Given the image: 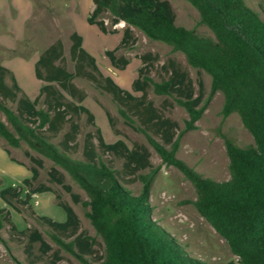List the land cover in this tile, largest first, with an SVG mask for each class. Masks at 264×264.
Returning a JSON list of instances; mask_svg holds the SVG:
<instances>
[{
    "label": "trees",
    "instance_id": "trees-1",
    "mask_svg": "<svg viewBox=\"0 0 264 264\" xmlns=\"http://www.w3.org/2000/svg\"><path fill=\"white\" fill-rule=\"evenodd\" d=\"M185 1L199 12L200 23L210 29L213 37L200 36L195 30L178 26L175 11L166 0H93L94 9L87 22L105 35L117 34L115 27L121 23L127 25L119 46L105 52L111 66L120 71L126 70L130 61L118 57L117 51L136 41L130 27L137 28L151 41L170 46L173 53H182L191 68L211 77V92L206 99L201 90L197 95L190 74L175 60L163 65L164 77L161 82H155L150 77L148 63L157 59L151 54L140 58L143 66L132 83L133 92L123 89L112 77L101 72L96 59L84 49V39L77 32L70 36L74 72L62 65L64 45L61 41L40 55L35 77L43 85L34 100L23 92L14 73L0 63V111L7 119V123L0 120V137L14 149L26 144L29 151L25 155L33 164L31 178L23 181L24 188H3L0 198L19 210L16 204L27 206L34 195L52 192V188L44 184L35 186L44 169V161L31 152L52 161L55 166L49 172L51 182L63 187L75 204L82 203L89 208L86 218L102 239L105 255L97 257V241L81 230L79 216L71 205L57 203L66 213L65 222L47 216L37 217V221L50 229L51 238L60 248L77 257L82 264H93L87 259L90 257L96 258L98 264L207 263L191 257L169 232L153 221L150 196L159 170L152 168L147 148L130 149L122 140L109 144L98 128L85 139L84 160L72 157L78 152L80 125L77 120L85 115L90 123L95 122L94 114L84 104L86 93L74 84L76 78H85L110 94L124 121L130 126L136 121L139 123L136 129L147 137L163 164L177 168L193 184L197 211L237 258L228 264H264V20L246 0ZM199 84L202 88V83ZM151 87L156 95L173 98L186 110L188 119L181 131L177 122L163 116L149 100ZM218 92L224 96L222 121L238 114L254 139V145L240 148L234 137L217 130L229 158L231 177L226 182L206 179L177 158L183 136L197 129L198 121ZM41 100L45 109L38 108ZM8 102L15 104L16 110L10 108ZM169 106H173L172 103ZM107 117L113 128L109 113ZM154 136L160 137L162 143ZM6 152L16 162L11 152ZM101 153L123 160L122 172L107 164ZM57 167L86 192L88 201L82 202L80 196L73 193ZM148 169L150 173L139 174ZM136 178L142 184L138 195L130 188ZM25 188L28 193L22 199ZM6 225L11 232L28 239V254L36 244L41 245L43 255L51 250L39 230L19 232L10 211L0 209V232ZM64 237L71 241L66 242ZM61 260L56 254L53 264Z\"/></svg>",
    "mask_w": 264,
    "mask_h": 264
},
{
    "label": "rangeland",
    "instance_id": "rangeland-1",
    "mask_svg": "<svg viewBox=\"0 0 264 264\" xmlns=\"http://www.w3.org/2000/svg\"><path fill=\"white\" fill-rule=\"evenodd\" d=\"M169 1L177 16V25L189 30H195L204 37H213L210 29L200 23L199 12L185 0ZM32 6L30 8L29 4ZM247 5L258 12L264 20V0H246ZM93 0H0V63L11 69L23 92L30 98L36 99L39 95L42 82L35 77V65L45 50L57 41L64 45V62L62 65L69 72H74V63L70 56L72 42L70 36L77 32L84 39V49L93 56L101 72L110 76L123 89L132 91V83L138 77V71L143 66L141 57L151 54L157 61L148 63L150 77L155 82H161L164 77L163 65L169 60H175L183 70L187 71L196 86L197 95L200 90L205 99L211 92V77L205 73L191 68L182 53H173L172 48L164 43L149 40L140 30L130 27L136 39L135 44L127 45L117 51L118 57H125L130 65L124 71L111 66L105 52L115 50L122 41L123 31L127 27L125 23L117 25L118 33L105 35L98 27L88 24L87 19L93 10ZM32 12V13H31ZM0 13V14H1ZM29 18L20 30L16 23ZM17 20V21H16ZM16 21V22H13ZM106 23L109 21L106 19ZM10 83V81H8ZM202 83L203 87H200ZM74 84L87 95L85 106L95 116V122L90 123L83 115L77 122L80 125V134L77 139L78 152L72 154L74 159L84 160L83 149L88 134H95L100 128L107 143L124 141L130 149L137 146L147 148L151 153V166L158 169V174L152 185L150 205L152 207V219L162 226L170 235L184 247L187 253L207 264H228L237 261L231 253L226 241L218 235L215 229L199 214L194 202L197 193L193 184L184 174L173 166H166L162 159L149 143L147 137L136 129L139 123L128 125L119 113V107L110 94L98 89L91 81L85 78H76ZM140 96V94H135ZM149 100L162 112L163 116L170 118L179 124L181 131L188 119L186 110L178 106L173 98L158 96L153 87L148 92ZM172 103L173 106H169ZM7 105L16 110V105L10 102ZM224 105L222 93H216L211 99L207 110L197 123V129L187 132L180 143L177 158L184 161L190 168L206 179L216 182L230 180L229 158L226 152L224 140L218 136L217 130L227 136L234 137L240 148L254 145L252 135L245 129L238 114L234 113L225 121H222L221 110ZM38 108L45 109L41 100ZM110 114L113 119V128L107 117ZM0 120L7 123V119L0 111ZM68 128L65 130V132ZM64 132V133H65ZM179 133V132H178ZM63 134L55 140L59 142ZM154 139L162 143L160 137ZM96 144L97 141H96ZM6 150L11 152L13 162ZM29 151L26 144L19 149L9 147L0 137V190L9 186L23 187V181L30 172L32 162L26 157ZM33 156L44 161V169L41 170L40 178L35 186L44 184L52 188V192L37 194L32 197L29 205L16 204L19 210L10 207L0 198V209L10 211L12 220L18 231L37 229L51 247L48 254H42V247L36 244L31 252L27 253L28 239L20 233L10 231L6 225L0 232V264H53L55 255L61 257L58 264H82L74 255L66 252L51 238L47 226L37 221V217L48 216L54 221L65 219L66 214L59 208L58 201L71 205L81 222V230L97 241V257L105 255V246L102 239L97 235L91 222L86 218L89 208L82 203L75 204L71 195L66 190L52 183L49 172L55 166L54 163L37 153ZM103 160L118 172H122L124 161L109 154H102ZM65 176V183L72 187L73 193L80 196L82 202L88 201L86 192L61 168L57 167ZM29 171V172H28ZM150 169L139 174H148ZM24 188V187H23ZM135 195L141 191L142 184L136 178L135 183L130 185ZM28 190H23L22 199H25ZM50 197L52 199L50 200ZM66 242L71 239L63 238ZM89 262L98 264L96 258H87Z\"/></svg>",
    "mask_w": 264,
    "mask_h": 264
},
{
    "label": "crops",
    "instance_id": "crops-1",
    "mask_svg": "<svg viewBox=\"0 0 264 264\" xmlns=\"http://www.w3.org/2000/svg\"><path fill=\"white\" fill-rule=\"evenodd\" d=\"M29 4V6H30V8H31V6H32V4L31 3H28ZM93 9H94V6H93ZM93 11V10H92ZM1 13V12H0ZM32 13V12H31ZM3 16V14L1 13L0 14V16ZM1 16V17H2ZM29 18H27L26 20H24V21H22V22H20V23H16V25H18L17 26V28L19 29L20 28V25H23V27H21L22 29H24V23L28 20ZM17 21V20H16ZM16 21H13V22H16ZM20 30V29H19ZM0 42L2 43V44H6V45H8L7 43H5V42H3V41H1L0 40ZM11 70V69H10ZM12 71V70H11ZM13 72V71H12ZM14 73V72H13ZM15 75V74H14ZM34 100V99H33ZM29 172V171H28ZM31 176H32V174H31ZM31 176H30V173L28 174V176H26L25 178H24V180L25 179H28V178H31ZM47 193H49V192H47ZM43 194H45V193H43ZM52 199V197H50V200ZM59 207V206H58ZM60 208V207H59ZM66 214V213H65ZM48 217V216H47ZM66 221V218L65 219H60V220H58L57 222H65Z\"/></svg>",
    "mask_w": 264,
    "mask_h": 264
}]
</instances>
